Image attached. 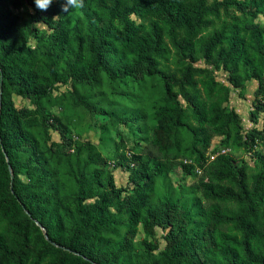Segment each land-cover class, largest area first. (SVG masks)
Masks as SVG:
<instances>
[{"label": "trees", "instance_id": "1", "mask_svg": "<svg viewBox=\"0 0 264 264\" xmlns=\"http://www.w3.org/2000/svg\"><path fill=\"white\" fill-rule=\"evenodd\" d=\"M64 3L40 11L34 0H0V264H264V154L253 152L248 174L217 152L264 147V130L242 131L227 106L228 85L242 92L252 79L249 120L264 111V0H84L68 13ZM127 80L137 94L121 112L102 88L127 99ZM145 80L160 89L150 121L138 102ZM67 83L85 92L66 91L60 112L50 113L51 93ZM88 93L105 104L101 139H111V168L127 172L132 194L115 186L94 144L70 134L67 111L88 107ZM12 94L32 107H15ZM128 121L141 142L129 157L110 136ZM213 136L222 138L210 158ZM171 151L181 159L164 164ZM175 165L185 175L197 169L196 180H167L152 205L155 178ZM138 226L150 240H134ZM155 227L165 232L153 254Z\"/></svg>", "mask_w": 264, "mask_h": 264}, {"label": "rangeland", "instance_id": "2", "mask_svg": "<svg viewBox=\"0 0 264 264\" xmlns=\"http://www.w3.org/2000/svg\"><path fill=\"white\" fill-rule=\"evenodd\" d=\"M211 1V0H208ZM240 20L246 22V21H263L264 18L258 16L257 19H253L250 17H247L245 15H239ZM131 18L135 19L134 16H131ZM138 21L137 19H135ZM36 26L41 27L42 25L37 23ZM218 26V22L216 21L214 24V27ZM210 30V29H208ZM196 64L202 65V61L199 60ZM214 75L217 81L227 84L226 82V74L225 72L221 70L214 71ZM149 83L148 80H145L143 82L144 84V90L141 92V97L138 102H140V106L143 108L144 112L146 113L147 120H152V109L150 108V103L159 97L160 95V89H159V83ZM122 89H124V93L127 96V99L121 98L118 99L114 93H111L109 90H106V88L103 86L102 89L105 90V97L113 100L116 102L118 106V110H122L124 107L120 108L121 105L129 106L133 101L128 102V98L134 97V94H137V85L136 82L133 80H127L124 85H120ZM229 86V92H228V102L227 106L232 108L234 112H236V115L239 118L242 131L247 130L249 128L255 127L259 130H264V111L258 112L256 122H251L248 118L249 110L252 108V100L253 95L252 92L256 87V81L255 80H248L244 82V89L242 92H239L238 89ZM66 91L72 92L75 96H80L85 92L84 86L81 84L75 83V84H65V85H58L56 89L51 93L50 99L47 101L48 110L52 114H57L60 112L61 105L64 102V94H66ZM67 95V94H66ZM89 95V106L86 107L84 105H75L72 107L71 111H67L69 114V130L70 134L73 136V138L77 140H84L89 141L92 144L96 146V148L109 160H114L112 155V148L113 143L111 139L104 137L101 139V130L98 127L99 124H106L109 125V120L107 119L106 115H102L97 113L98 108H102L105 106L104 103H97L95 98H90ZM12 102L15 107L20 106H28L32 107L31 101L21 98L20 96L11 95ZM136 102V101H135ZM214 106V103L211 102L209 104V107L211 108ZM117 110V111H118ZM119 112V111H118ZM122 112V111H121ZM48 132L51 140L58 141V134L51 130L48 127ZM110 136L112 140H115L116 142L118 140L121 141L123 144L124 153L127 157H129V154L131 151H134L137 146L141 145L137 143L139 140L138 136L139 133L136 129V126L134 122L128 121L126 123H120L116 124L114 129L110 132ZM222 138V136H214L210 139L208 147H207V153L208 156H213L215 154V150L213 149L215 146H219V141ZM228 152L238 163H244L247 166V173L250 174L254 171L255 162L253 159V152H260L264 154V147L261 145V143L257 142L253 146V150L251 152H248L246 149H244L241 146H237L236 144L231 143L229 147H226ZM181 159V152L180 151H171L169 153H165V157L163 158V163L168 164L170 161L173 160H179ZM112 162L109 161L107 163V170L112 172L113 176V182L115 186H121L127 188V193L132 194L130 190V186L126 185V176L127 172L121 168L112 169L111 168ZM199 174V171L196 169L194 170V173L192 175H185L183 171L181 170L180 166L175 165L173 166L168 173L166 174V177L158 176L154 180L153 184V193L151 197V204L156 205L158 203V199H160L163 196V192L165 190V186L167 185V180L170 181L171 185L173 187H176L177 185H185L188 186L191 182L195 181L197 176ZM124 193V192H123ZM122 193V194H123ZM165 230H162L159 227H155V236H154V243L156 244V248L152 251L153 254H155L158 250L162 249L164 245L163 240V234ZM142 239L150 240L148 236H145L142 232L141 228L138 226L136 230V234L134 236V240L139 242Z\"/></svg>", "mask_w": 264, "mask_h": 264}, {"label": "clouds", "instance_id": "3", "mask_svg": "<svg viewBox=\"0 0 264 264\" xmlns=\"http://www.w3.org/2000/svg\"><path fill=\"white\" fill-rule=\"evenodd\" d=\"M53 0H34L35 6L40 11H47ZM85 7L84 0H65L62 5L63 11L68 13L75 9H83Z\"/></svg>", "mask_w": 264, "mask_h": 264}, {"label": "built area", "instance_id": "4", "mask_svg": "<svg viewBox=\"0 0 264 264\" xmlns=\"http://www.w3.org/2000/svg\"><path fill=\"white\" fill-rule=\"evenodd\" d=\"M214 149V148H213ZM226 151H228L226 148H219L217 152H220V153H225ZM216 153V152H215ZM212 156H210L211 158Z\"/></svg>", "mask_w": 264, "mask_h": 264}, {"label": "water", "instance_id": "5", "mask_svg": "<svg viewBox=\"0 0 264 264\" xmlns=\"http://www.w3.org/2000/svg\"><path fill=\"white\" fill-rule=\"evenodd\" d=\"M0 93H1V75H0Z\"/></svg>", "mask_w": 264, "mask_h": 264}, {"label": "crops", "instance_id": "6", "mask_svg": "<svg viewBox=\"0 0 264 264\" xmlns=\"http://www.w3.org/2000/svg\"><path fill=\"white\" fill-rule=\"evenodd\" d=\"M214 137V136H213Z\"/></svg>", "mask_w": 264, "mask_h": 264}]
</instances>
